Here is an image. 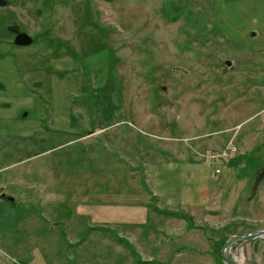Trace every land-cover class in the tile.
<instances>
[{
    "label": "rangeland",
    "instance_id": "374dc122",
    "mask_svg": "<svg viewBox=\"0 0 264 264\" xmlns=\"http://www.w3.org/2000/svg\"><path fill=\"white\" fill-rule=\"evenodd\" d=\"M4 1L0 264H227L264 231V0Z\"/></svg>",
    "mask_w": 264,
    "mask_h": 264
},
{
    "label": "water",
    "instance_id": "95a60500",
    "mask_svg": "<svg viewBox=\"0 0 264 264\" xmlns=\"http://www.w3.org/2000/svg\"><path fill=\"white\" fill-rule=\"evenodd\" d=\"M6 2L4 0H0V5H4ZM14 32H19V27H15V29H13ZM16 44L20 45V46H27V45H31L33 42V39L25 34V33H18L17 38H16ZM230 65V63L228 64ZM8 200L10 201H14L13 198H8ZM264 236V231L259 232L257 234H253V235H248V236H234L232 238H230L224 245L223 249H222V257L224 259V261L227 264H237L232 257L230 256V250L232 248V246L238 242H248V241H252L255 240L257 238L263 237Z\"/></svg>",
    "mask_w": 264,
    "mask_h": 264
},
{
    "label": "flooded vegetation",
    "instance_id": "af4514ba",
    "mask_svg": "<svg viewBox=\"0 0 264 264\" xmlns=\"http://www.w3.org/2000/svg\"><path fill=\"white\" fill-rule=\"evenodd\" d=\"M15 27H18V26H12V27H10L9 28V30H11V33L14 35V41H16V38H17V35H18V33H24L21 29H20V27H19V32H14V30L13 29H15ZM33 42H34V40H33ZM33 42H32V44H33ZM16 43V42H15ZM31 44V45H32ZM17 45V44H16ZM20 46V45H19ZM27 46H30V45H27ZM26 45L25 46H22V47H27Z\"/></svg>",
    "mask_w": 264,
    "mask_h": 264
},
{
    "label": "crops",
    "instance_id": "0c3cea01",
    "mask_svg": "<svg viewBox=\"0 0 264 264\" xmlns=\"http://www.w3.org/2000/svg\"><path fill=\"white\" fill-rule=\"evenodd\" d=\"M122 240H116V242L115 243H119V242H121Z\"/></svg>",
    "mask_w": 264,
    "mask_h": 264
},
{
    "label": "trees",
    "instance_id": "16d2710c",
    "mask_svg": "<svg viewBox=\"0 0 264 264\" xmlns=\"http://www.w3.org/2000/svg\"><path fill=\"white\" fill-rule=\"evenodd\" d=\"M178 215H180V214H178ZM180 216H181V215H180ZM182 217H186V216H185V215H183ZM186 218H187V217H186ZM186 218H185V219H186Z\"/></svg>",
    "mask_w": 264,
    "mask_h": 264
}]
</instances>
